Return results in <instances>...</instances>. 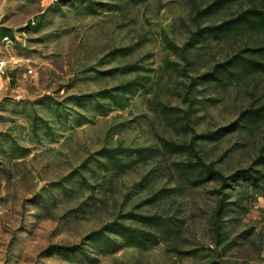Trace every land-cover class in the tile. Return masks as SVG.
<instances>
[{
	"label": "rangeland",
	"instance_id": "1",
	"mask_svg": "<svg viewBox=\"0 0 264 264\" xmlns=\"http://www.w3.org/2000/svg\"><path fill=\"white\" fill-rule=\"evenodd\" d=\"M211 1L0 0V264H264V191L238 179L264 172V121H238L264 103V73L202 78L264 33L187 45L264 0L199 14ZM178 162L214 176L188 186ZM114 221L159 243L118 248Z\"/></svg>",
	"mask_w": 264,
	"mask_h": 264
},
{
	"label": "trees",
	"instance_id": "2",
	"mask_svg": "<svg viewBox=\"0 0 264 264\" xmlns=\"http://www.w3.org/2000/svg\"><path fill=\"white\" fill-rule=\"evenodd\" d=\"M237 1L240 0H212L205 8L199 11V14L208 15L215 13L226 5ZM247 32L264 33V9L251 6L218 24L198 28L197 31L193 32L190 36L187 45L192 47L194 45L193 41L205 39L217 40L230 35H238ZM257 73H264V45L241 49L225 61L215 64L213 69L204 74L202 78H208L225 86L230 82L239 81ZM238 121H240L241 126L254 125L264 121V103L256 107L242 110L239 114ZM161 146L166 152L172 154L180 153L184 151L185 148L183 145L171 144L164 140L161 141ZM150 149L153 148H138L135 152L137 155H140L141 160H144V154ZM108 160L113 167L123 170L124 164L112 160L110 156ZM256 162L264 165V156H260ZM176 165L182 182L191 187L200 185L205 180L214 176L215 173L211 167L204 166L203 164L198 165L196 163L178 162ZM238 177V179L248 181L253 187L264 191V172L248 169L242 171ZM141 221L147 223L151 227L154 226L159 228L165 237L171 236L179 230V227L175 226L170 218L145 216L141 218ZM106 230L120 237V242L116 244L118 248L130 246L145 249L159 243L157 234L149 230L125 226L116 221L111 222Z\"/></svg>",
	"mask_w": 264,
	"mask_h": 264
},
{
	"label": "built area",
	"instance_id": "3",
	"mask_svg": "<svg viewBox=\"0 0 264 264\" xmlns=\"http://www.w3.org/2000/svg\"><path fill=\"white\" fill-rule=\"evenodd\" d=\"M35 23H36V21L35 20H33L32 22H31V25H35ZM1 42H3L5 45H12L13 44V37H9V36H7V35H4V36H2V38H1ZM10 72H9V76L7 75V78H9L10 77ZM0 75H3V76H5L6 75V68H5V66H3V65H1L0 66Z\"/></svg>",
	"mask_w": 264,
	"mask_h": 264
}]
</instances>
